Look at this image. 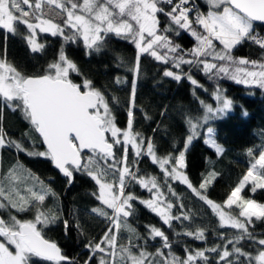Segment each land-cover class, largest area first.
Returning <instances> with one entry per match:
<instances>
[{"label":"snow or ice","instance_id":"6c2138e0","mask_svg":"<svg viewBox=\"0 0 264 264\" xmlns=\"http://www.w3.org/2000/svg\"><path fill=\"white\" fill-rule=\"evenodd\" d=\"M207 3L209 10L204 14L192 0H0V29L16 35L19 34L17 26L23 25L26 28L24 38L33 53L42 52L45 48L37 41V30L63 40L57 59L48 64L42 75L25 76L6 60L0 59V121L4 107L21 111L32 130L39 134L44 150L33 151L23 140L9 138L2 122L0 149L12 147L28 156L49 159L67 178L69 185L77 172H83L95 182L96 191L91 195L99 203L90 209L89 214L102 218L106 228L98 240L85 244L90 252L86 264H91L93 259L97 264H197L198 261L212 264L210 257L213 254L215 264H264V238L254 237L248 229L253 217L264 219V203L241 195L249 184L252 192L264 189V145L258 158L252 149L248 150L249 157L253 158L250 167L223 205L207 196V189L218 173L209 172L195 187L185 171L186 151L201 134L205 136L204 143L214 149L217 156L223 153V147L214 138L213 127H207L203 133L202 129L209 121L221 118L231 110L233 102L217 88L212 94L215 108L200 101L203 116L186 118L188 135L183 150H178V155L159 157L151 139L145 141L143 136L133 131L135 82L132 84L127 126L121 129L115 123L103 93L88 79L78 84L70 78L71 73L79 74V69L64 52V44L80 42L90 52H99L105 38L113 34L135 45L136 62L131 69L134 74L139 73L140 57L149 55L164 65L180 69L181 73L183 65L202 66L201 70L209 79L227 77L237 84L264 89V61H250L232 55L233 49L246 41L264 49V36L257 34L253 26L256 21L264 22V0H207ZM46 7L56 12L60 23L44 18ZM161 15L166 20L163 27ZM181 31L190 33L195 39L194 47L185 50L173 43L168 34L175 32L179 35ZM214 42H218L219 47ZM184 75L194 87H203L190 74ZM163 76L176 81L182 79V74L168 67H165ZM115 82L121 84L126 81L117 77ZM145 155L163 174V184L157 177L139 175L136 165ZM9 178L17 179L15 168L10 170ZM34 179L41 187L38 192L28 188L30 197L21 196L14 186L5 192L0 185V198L23 212L30 210L28 205L38 206L47 195H55L38 178ZM169 181L186 185L218 217L221 228L227 226L238 230L237 233L231 238L221 234L219 238L225 241L223 244L197 250L186 248L184 258L171 251V241L160 228L147 226L148 236L141 237L127 219L133 214V201L138 200L169 228L173 227V221L183 223L190 220L187 213L173 214L174 204L165 194L164 187L172 196L177 194ZM133 185L145 189L150 197H136L128 191ZM13 192L19 197L18 201ZM233 206L239 209L238 215L232 214ZM0 207L5 205L0 203ZM180 207L183 208V204ZM225 207L229 211H225ZM57 219L58 215L51 210L39 208L34 219L21 221L10 216L5 221L0 218V264H33V257L52 264H75L62 253L56 242L45 238L43 233V228ZM63 223L67 232L69 221L64 220ZM77 228L81 230L79 224ZM123 230L130 234L127 244L119 243ZM181 234L196 241L206 239V231L202 228L176 233ZM156 238H160L161 245L155 253H149L145 246L147 240ZM140 240L144 244L135 242ZM242 240L259 246L255 256L238 246ZM228 245L232 246L231 250Z\"/></svg>","mask_w":264,"mask_h":264},{"label":"trees","instance_id":"16d2710c","mask_svg":"<svg viewBox=\"0 0 264 264\" xmlns=\"http://www.w3.org/2000/svg\"><path fill=\"white\" fill-rule=\"evenodd\" d=\"M197 1L202 10L207 13L209 10L207 1ZM160 21L161 27L165 26L166 20L163 15L160 16ZM54 22L60 23L61 20ZM253 26L257 34L264 36L263 26ZM17 28L19 34L16 35L0 29V59L6 60L25 76L44 74L48 64L57 59L63 43L62 37H53L48 33H39L37 30V41L44 44L45 48L42 52L33 53L24 38L26 28L23 25H18ZM168 35L174 44L185 50L195 46V39L190 33L181 31L179 35L175 32ZM63 47L66 56L79 69V74L71 73L70 78L78 84L84 79L90 80L93 86L105 96L115 123L121 129L127 126L132 84L133 81L135 82L133 131L143 136L145 141L151 139L155 153L159 157H166L169 154L178 155V150H183L188 135L186 118L188 116L202 117L203 109L200 101L214 104L213 92L217 88L225 91L228 99L233 102L231 110L221 118L205 125L213 127L215 140L224 148L223 153L217 156L215 151L204 143L202 134L192 141L186 151L185 171L195 187L199 186L209 172L218 173L207 189L208 198L214 202L222 205L248 171L253 159L249 157L248 150L252 149L254 156L258 158L261 146L264 145V89L244 86L225 78L209 79L201 70L202 67L182 66L181 73L180 69L173 68L170 64L164 65L149 55L140 57L139 73L134 74L131 69L136 62L135 45L113 34L105 38L99 52H90L82 42L64 44ZM232 55L235 58H246L250 61H264V49L251 41L236 46ZM165 67L182 74V79L176 81L171 77L163 76ZM184 74H190L203 87H194ZM117 77L126 82L117 84L115 82ZM0 122L9 138L23 140L25 145L33 151L44 150L40 138L32 130L21 111H12L4 107ZM119 155L118 151L117 156ZM16 163L38 176L55 193L44 203V207L58 215L57 220L43 228L45 238L56 242L62 253L75 261V264H86L90 252L85 248V244L90 240H98L106 228L102 218L89 214L90 209L99 203L91 195L96 191L95 182L83 172H77L74 173L73 182L69 185L67 178L53 167L49 159L35 155L28 156L17 152L12 147L0 149L1 174L7 173ZM136 167L139 169V175L145 178L157 177L163 184V174L157 165L152 164L150 157L146 155L141 157ZM169 183L177 194L175 197L172 196L167 192V187H164L165 194L174 204L173 214L187 213L190 220L183 223L173 221V227L169 228L150 209L133 201L134 211L128 217V223L141 237L148 236L147 226L160 228L171 241V251L176 256L184 258L186 248L197 250L223 244L225 241L219 238L221 234L231 238L237 233L238 230L227 226L221 228L218 217L203 201L195 197L186 185L172 181ZM128 191L133 192L139 199L150 197V194L138 185L131 186ZM241 195L244 198L254 199L258 203H264V189L252 192L250 184L245 187ZM181 204L183 208L180 207ZM36 211L37 207L23 212L9 206L0 207V218L8 221L10 216H15L21 221L29 220L34 219ZM64 220L69 221L67 232ZM77 224L81 230H78ZM197 228L205 229L204 241H196L182 234L176 235V233H183L185 229ZM248 229L254 237L264 238V219L257 220L253 217V223L248 225ZM135 242L144 244L143 240ZM160 245V238H156L154 241L148 239L145 246L149 253H155ZM238 246L253 256L259 249L258 245L248 240H242ZM231 247L228 245L229 250ZM164 251L167 253L166 249ZM32 259L33 264H52L40 258ZM210 259L212 264H215L214 254ZM91 264H97L96 259H93ZM197 264L202 262L198 261Z\"/></svg>","mask_w":264,"mask_h":264},{"label":"rangeland","instance_id":"374dc122","mask_svg":"<svg viewBox=\"0 0 264 264\" xmlns=\"http://www.w3.org/2000/svg\"><path fill=\"white\" fill-rule=\"evenodd\" d=\"M207 1V0H206ZM45 12H46V15L45 17L46 18H52L54 21H58V20H61L60 17H58L56 15V12L55 11H49L47 9V7L45 8ZM217 44V46L219 47V44L218 42H214ZM186 58H190V57H186ZM183 66H190V65H183ZM191 67H195V66H191ZM202 67V66H201ZM229 79L227 77H220V78H215L216 80H219V79ZM231 80V79H229ZM232 82L236 83L235 81L231 80ZM243 85V84H241ZM246 86V85H244ZM254 87V86H253ZM219 90L221 91L222 95L225 96L226 98L227 95L225 93V91L221 88H219ZM212 106L215 108L216 107V103L214 101V104H212ZM230 111V110H229ZM227 113V112H226ZM225 115V114H224ZM203 116V115H202ZM210 122V121H209ZM206 126L204 127V129H202V133L203 132H206ZM203 135V134H202ZM203 138L205 139V136L203 135ZM214 138H215V131H214ZM224 149V148H223ZM214 150V149H213ZM17 165H21L19 163H16L10 170L14 169L15 168V176L17 177V179L15 180H10L9 178V172L10 170L5 173V174H1L0 173V185H2L5 189V192H7L9 190V187L10 186H14L15 189L17 191H19L20 195L21 196H25V197H30V193L27 191L28 188H32L33 191H40V187L41 185L39 183H37V180L34 179V178H38V180L40 182H42L43 186H45L46 188L50 189L51 188L48 186L47 183H45L43 180H41L38 176L34 175L33 173H31L29 170H27L23 165L22 167H15ZM29 174H31V178L29 177ZM139 186V185H138ZM142 189V188H141ZM142 190H145V189H142ZM52 192V190H51ZM242 194V193H241ZM13 197L15 198V200H19V197H16L15 196V192H13ZM53 195H47L44 202L38 206H33L32 204L28 205V208H32V207H37L39 208L40 210H43V211H47V210H50L46 207H44V203L46 200H48L49 198H52ZM0 203H3L6 206H9L11 208H13L9 202L7 200H4L3 198H0ZM36 202L33 201V204H35ZM134 203V202H133ZM136 203H139L138 200H136ZM223 205V204H222ZM146 207V206H145ZM14 210H17L16 208H13ZM174 210V208H173ZM172 210V211H173ZM225 211H229L226 207H225ZM232 211V214L233 215H238V212H239V209L235 208V206H233V209L231 210ZM128 219V218H127ZM129 232L126 231V230H123L121 231L120 233V237H119V243L121 244H127L128 243V237H129ZM126 242V243H125Z\"/></svg>","mask_w":264,"mask_h":264},{"label":"built area","instance_id":"2783aa9c","mask_svg":"<svg viewBox=\"0 0 264 264\" xmlns=\"http://www.w3.org/2000/svg\"><path fill=\"white\" fill-rule=\"evenodd\" d=\"M192 3L195 5V7H196L197 9H199L200 12L206 14V13L202 10V8L200 7V5H199V3H198L197 0H192ZM194 16H195V13H193V18H194ZM257 46H258V45H257Z\"/></svg>","mask_w":264,"mask_h":264},{"label":"water","instance_id":"95a60500","mask_svg":"<svg viewBox=\"0 0 264 264\" xmlns=\"http://www.w3.org/2000/svg\"><path fill=\"white\" fill-rule=\"evenodd\" d=\"M254 25H261L264 27V22H260V21H256L254 22ZM38 137H39V134L37 133ZM44 147V146H43ZM53 164V163H52ZM53 167L55 168V166L53 165ZM56 169V168H55ZM59 173L60 171L58 169H56ZM61 175H63L62 173H60Z\"/></svg>","mask_w":264,"mask_h":264}]
</instances>
